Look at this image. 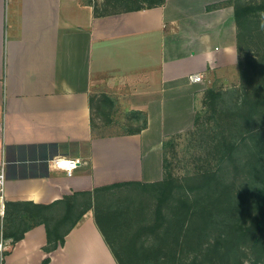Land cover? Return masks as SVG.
Listing matches in <instances>:
<instances>
[{
  "label": "crops",
  "instance_id": "crops-1",
  "mask_svg": "<svg viewBox=\"0 0 264 264\" xmlns=\"http://www.w3.org/2000/svg\"><path fill=\"white\" fill-rule=\"evenodd\" d=\"M151 1L0 0L6 200L49 203L113 182L163 178L164 140L193 127L209 84L229 79L225 69L236 74L237 26L229 0ZM138 4L146 6L129 9ZM102 93L146 112L147 127L97 134L91 97ZM57 155L82 163L68 175L51 164ZM46 243L38 224L10 244L3 264H42L47 256L48 264H118L92 209L63 246L47 253Z\"/></svg>",
  "mask_w": 264,
  "mask_h": 264
},
{
  "label": "trees",
  "instance_id": "trees-1",
  "mask_svg": "<svg viewBox=\"0 0 264 264\" xmlns=\"http://www.w3.org/2000/svg\"><path fill=\"white\" fill-rule=\"evenodd\" d=\"M228 2L237 26L239 83L209 85L193 128L164 140L163 178L113 182L49 203L6 200L0 229L12 245L44 224V249L50 253L92 209L118 264H264V0ZM96 101L101 109L116 104L106 93L93 95L92 113ZM127 120L136 125L124 134L148 125L141 110H128ZM92 126L96 132L93 114ZM181 134L188 135V149L194 150V167L179 177L168 150L177 147L174 138ZM106 228L118 237L110 238ZM50 260L47 256L42 264Z\"/></svg>",
  "mask_w": 264,
  "mask_h": 264
},
{
  "label": "rangeland",
  "instance_id": "rangeland-1",
  "mask_svg": "<svg viewBox=\"0 0 264 264\" xmlns=\"http://www.w3.org/2000/svg\"><path fill=\"white\" fill-rule=\"evenodd\" d=\"M225 72L226 73L228 72L227 74L229 76V79H226V77L225 78L219 77L216 78L215 80L213 79L217 87L229 88L239 83L238 70L236 71V74H235V69H228V70L225 69ZM211 84L212 82L209 85ZM98 104H99L98 101H96L93 111L95 121L98 125V127H96L97 133L105 134V135L124 134L127 131V129L131 127V125H136L135 123H130L127 120L128 110L124 106H122V104L116 103L113 109H109V107H107L106 105H104V107H102L101 109L98 107ZM201 108L202 107H200L199 109ZM174 140L178 144L176 148H170L168 150V158L172 164V168L175 175L182 177L185 174H187L190 170H192V168L194 167V164L191 163L192 160L191 153H193L194 155L193 152L194 150L193 148L191 150L188 149V135L181 134L180 136L174 138ZM147 195H148L147 200L149 202V205H151L152 207L153 197L149 194ZM106 230L110 238H114V235L118 237V233L116 232L111 233L110 229L108 228H106ZM246 264H251V263L247 261Z\"/></svg>",
  "mask_w": 264,
  "mask_h": 264
},
{
  "label": "built area",
  "instance_id": "built-area-1",
  "mask_svg": "<svg viewBox=\"0 0 264 264\" xmlns=\"http://www.w3.org/2000/svg\"><path fill=\"white\" fill-rule=\"evenodd\" d=\"M194 80H200L201 75L192 76ZM52 165L57 168L64 169L68 175H72L74 170L82 163L81 158H67L57 155L50 159ZM6 178H5V162L0 163V218L2 219L6 211ZM10 240L4 237L3 229H0V264H3L5 252L10 247Z\"/></svg>",
  "mask_w": 264,
  "mask_h": 264
},
{
  "label": "clouds",
  "instance_id": "clouds-1",
  "mask_svg": "<svg viewBox=\"0 0 264 264\" xmlns=\"http://www.w3.org/2000/svg\"><path fill=\"white\" fill-rule=\"evenodd\" d=\"M207 55H208V58H209V59H211V54H210V53H208Z\"/></svg>",
  "mask_w": 264,
  "mask_h": 264
}]
</instances>
